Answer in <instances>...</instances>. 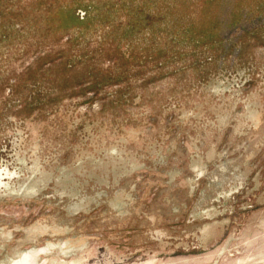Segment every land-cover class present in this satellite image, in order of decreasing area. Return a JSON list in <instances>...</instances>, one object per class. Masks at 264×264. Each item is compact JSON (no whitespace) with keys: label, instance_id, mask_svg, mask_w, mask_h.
I'll return each instance as SVG.
<instances>
[{"label":"rangeland","instance_id":"374dc122","mask_svg":"<svg viewBox=\"0 0 264 264\" xmlns=\"http://www.w3.org/2000/svg\"><path fill=\"white\" fill-rule=\"evenodd\" d=\"M0 264H264V0H0Z\"/></svg>","mask_w":264,"mask_h":264}]
</instances>
